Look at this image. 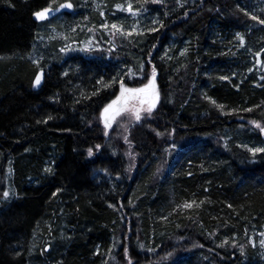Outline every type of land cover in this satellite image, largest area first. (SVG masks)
I'll return each instance as SVG.
<instances>
[{
	"label": "trees",
	"instance_id": "trees-1",
	"mask_svg": "<svg viewBox=\"0 0 264 264\" xmlns=\"http://www.w3.org/2000/svg\"><path fill=\"white\" fill-rule=\"evenodd\" d=\"M86 1L54 25H84L91 50L34 61V13L62 0H0V264H256L264 0H130L157 21L130 35L96 29ZM150 79L152 113L105 135L121 80Z\"/></svg>",
	"mask_w": 264,
	"mask_h": 264
},
{
	"label": "rangeland",
	"instance_id": "rangeland-1",
	"mask_svg": "<svg viewBox=\"0 0 264 264\" xmlns=\"http://www.w3.org/2000/svg\"><path fill=\"white\" fill-rule=\"evenodd\" d=\"M77 3V6L80 8L84 5L87 6L86 0H62L57 4H54L50 7L59 9V6L64 3H71L73 8V2ZM105 0H90L89 4H92L95 10L97 9V15L91 19L94 24V27L100 31L109 32V31H118L119 33H130L135 31H143L146 29H151L155 26L157 21L155 17L150 16L145 11L136 10L133 8L132 2L130 0H122L120 2H111L103 3ZM155 1V0H154ZM129 5H131L132 11H129ZM119 6V7H117ZM71 8V9H72ZM107 8V9H106ZM109 8V9H108ZM65 9H60L59 11H54L46 18L42 20H47L46 28L49 30L47 34H44L39 40V43L35 45L34 52L32 53V59L34 61L39 58L42 53L47 55L50 52L57 51L58 54L65 56L74 51L86 50L91 48V35L89 31H87L84 25H80L79 29L70 28L68 31L62 30L61 28L56 27L54 24L56 22L61 23V12ZM96 12V11H95ZM88 20V19H87ZM116 25L117 28L114 29L112 26ZM83 26V27H82ZM120 29V30H118ZM135 29V30H133ZM122 30V31H121ZM47 32V31H46ZM90 35V39L88 36ZM61 49H65V51H61ZM148 85V83L146 84ZM144 85V86H146ZM143 86V87H144ZM141 87V88H143ZM140 89V88H139ZM150 90V89H149ZM155 91L157 92L156 86ZM145 93L138 94L141 98L148 100L151 99V95L147 96ZM158 93V92H157ZM130 94V93H129ZM158 101V100H157ZM157 103V102H156ZM125 104L121 107H124ZM128 106H136L146 108L147 105L141 106L139 100H131L128 102ZM145 112V111H141ZM125 117H131L130 112H121L119 116L112 121L111 127H113L117 122H122ZM110 127V128H111ZM108 128V130L110 129ZM261 224L259 227H252L250 229L251 240H250L255 248L257 249L255 253L256 264H264V245L261 244V241L264 240V219L260 221ZM254 240V241H253Z\"/></svg>",
	"mask_w": 264,
	"mask_h": 264
},
{
	"label": "snow or ice",
	"instance_id": "snow-or-ice-1",
	"mask_svg": "<svg viewBox=\"0 0 264 264\" xmlns=\"http://www.w3.org/2000/svg\"><path fill=\"white\" fill-rule=\"evenodd\" d=\"M119 7V6H117ZM72 8V4L71 3H64L61 4L59 6V9L57 8H45L42 11H37L34 13V16L37 19H44L46 18L48 15H50L52 12L54 11H59L60 9H71ZM129 11L131 12V5H129ZM252 19H257L255 16L252 17ZM261 24H264V20L260 21ZM114 29L117 28L116 25L112 26ZM120 30V29H118ZM135 30V29H133ZM122 31V30H121ZM131 33H129L130 35ZM237 37L240 40V43L243 44L244 43V38L243 36L240 35V33L236 34ZM86 50H91V49H86ZM61 51H65V49H61ZM141 68L143 69V65H141ZM251 71V70H250ZM129 72H131V69H129ZM153 76H155V68H153ZM223 79H227L226 77H224ZM41 84V75L37 74L35 77V80L33 81V86H38ZM120 88H121V96H118L116 100L112 101L111 104L106 105L105 108L101 111V119L104 123V127H105V135H108V131L107 129L111 127L112 121L115 120V118L117 116H119L121 114V112H130L131 113V117L135 120V121H140L141 120V111H145L147 112L149 115L152 113L153 109L156 107V102L159 99V94L155 91V85L153 80H149L148 85L144 86L143 88L140 89H128L125 88L123 81L121 80V84H120ZM149 89H151V99L145 100L143 98H141L140 95L138 94H142L147 92ZM131 95H128V94ZM124 100L125 102V106L124 107H116L113 108L114 105H118V102ZM131 100H139V103L141 106L143 105H147L146 108L143 107H136V106H128V102ZM213 104H215V101H212ZM218 108H223L222 105H216ZM111 110V115H109V112ZM246 111H251V109H247ZM47 119H51V117H48ZM252 124H254L257 128H260L262 132H264V126H262L259 122L257 121H251ZM125 131H127V129H125ZM157 135H161V133H157ZM125 141L127 142L128 138L127 136L124 137ZM101 146L100 145H96V148L99 149ZM173 149L175 148V145L172 146ZM252 155L253 157L256 156L257 153H264V147H255V148H248L247 149ZM93 155V149L89 148L88 149V156H92ZM128 155H132V153H128ZM46 172H51L52 169L51 168H45ZM53 195H55V193H53ZM9 193L7 191L4 192V197H8ZM195 203L194 201L192 203H185L184 207L186 208H191L192 204ZM198 206V205H197ZM261 235H264V233H261ZM261 244L264 245V240L261 241ZM141 247H143V245H141ZM128 249L125 248V255H127ZM129 264H131V262H129Z\"/></svg>",
	"mask_w": 264,
	"mask_h": 264
},
{
	"label": "water",
	"instance_id": "water-1",
	"mask_svg": "<svg viewBox=\"0 0 264 264\" xmlns=\"http://www.w3.org/2000/svg\"><path fill=\"white\" fill-rule=\"evenodd\" d=\"M147 96H150L151 95V89L147 91ZM128 95H131V94H128ZM125 104L124 100H121L118 102V105H114L113 108H116V107H121ZM109 115H111V110L109 112ZM261 135H262V138L264 140V132L261 131Z\"/></svg>",
	"mask_w": 264,
	"mask_h": 264
}]
</instances>
